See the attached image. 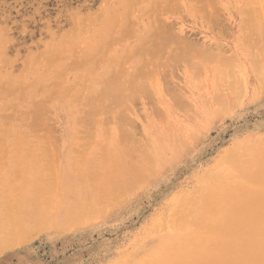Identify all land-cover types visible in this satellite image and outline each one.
Returning a JSON list of instances; mask_svg holds the SVG:
<instances>
[{
  "label": "rangeland",
  "instance_id": "1",
  "mask_svg": "<svg viewBox=\"0 0 264 264\" xmlns=\"http://www.w3.org/2000/svg\"><path fill=\"white\" fill-rule=\"evenodd\" d=\"M263 155L264 0H0V264H264Z\"/></svg>",
  "mask_w": 264,
  "mask_h": 264
},
{
  "label": "bare ground",
  "instance_id": "2",
  "mask_svg": "<svg viewBox=\"0 0 264 264\" xmlns=\"http://www.w3.org/2000/svg\"><path fill=\"white\" fill-rule=\"evenodd\" d=\"M171 1H172V0H171ZM173 2H174V1H173ZM196 2H197V1H196ZM200 3H201V2H200ZM159 6H160V5H159ZM174 6H175V5H174ZM179 6H180V5H179ZM167 8H168V7H167ZM175 9H176V8H175ZM179 9H181V8H179ZM202 9H203V8H202ZM204 9H205V8H204ZM211 9H212V8H211ZM207 10H208V8H207ZM213 10H214V9H213ZM159 11H160V10H159ZM178 11H179V10H178ZM180 11H181V10H180ZM164 12H165V11H164ZM200 13H201V12H200ZM176 14H178V13H176ZM155 15H156V13H155ZM160 15H161V14H160ZM179 15H181V13H180ZM182 15H183V14H182ZM153 16H154V15H153ZM199 17H200V16H199ZM133 25H134V24H133ZM214 25H215V24H214ZM76 26H77V25H76ZM173 26H174V25H173ZM159 28H161V27H159ZM159 28H157V29H159ZM165 31H166V30H165ZM155 32H156V31H155ZM163 33H164V31H163ZM163 33H162V35H163ZM173 33H174V32H173ZM175 33H176V32H175ZM159 34H160V32H159ZM175 35H176V34H175ZM156 37H157V36H156ZM160 37H161V36H160ZM151 39H152V38H151ZM154 39H155V38H154ZM174 39H175V38H174ZM180 39H182V38H179V40H180ZM158 40H159V38H158ZM179 40H178V41H179ZM152 42H153V41H152ZM154 42H155V41H154ZM160 42H161V39H160ZM160 42H158L157 45H159V46H157V47H163V46H164V48H165V45H166V47L168 48V47L170 46L169 44H170V42H172V40H171V41H164V40H163V42H165L164 44H163V42H162V43H160ZM166 42H169V44L166 43ZM179 42H180V41H179ZM253 42H254V41H253ZM108 43H109V42H108ZM172 43H173V42H172ZM174 43H175V42H174ZM145 44H146V43H145ZM175 44H176V43H175ZM151 45H152V44H151ZM155 45H156V44H155ZM160 45H163V46H160ZM167 45H168V46H167ZM154 47L157 48L156 46H154ZM190 47H191V46H190ZM190 47H188L189 50L191 49ZM167 48H165V49L167 50ZM179 48H180V47H179ZM192 48L195 49V47H192ZM174 49H175V48H174ZM176 49H177V46H176ZM183 49H184V48H182V50H183ZM186 49H187V48H186ZM182 50H180V51H182ZM195 50H197V49H195ZM171 51H174V50L171 49ZM180 51L178 50L179 53H181ZM185 51H186V50L184 49L183 52H185ZM178 52H177V53H178ZM171 53L174 55V53L176 54V51H175L174 53H173V52H171ZM171 53H170V54H171ZM146 54H147V53H146ZM172 54L170 55L171 57L173 56ZM181 54H182V53H181ZM181 54H177V55H180V56H181ZM158 55H159V54H158ZM177 55H175L173 58L170 57L171 59H170L169 57H167L166 59H167V61H168V58H169L170 61L172 60L173 62H177L178 60H176V61L173 60V59H175V58L177 59V57H178V58H181V57H179V56H177ZM176 56H177V57H176ZM189 57H190V56H189ZM189 57H188V58H189ZM144 60H145V59H144ZM179 60H180V59H179ZM145 61H146V60H145ZM187 61H188V60H187ZM150 62H151V61H150ZM173 62H172V63L170 62L171 65H173ZM122 63H123V62H122ZM122 63H121V64H122ZM165 63H166V62H165ZM80 64H81V63H80ZM73 65H74V63H73ZM124 65H125V64H124ZM168 65H169V62H168ZM168 65H167V66H168ZM74 66H75V65H74ZM78 66H80V65L78 64ZM78 66H77V67H78ZM171 67H172V66H171ZM166 68H167V67H166ZM147 69H148V68H147ZM149 72H150V71H149ZM159 72H160V71H159ZM123 73H124V72H123ZM125 73H126V72H125ZM258 73H259V72H258ZM121 75H122V74H121ZM123 75H125V74H123ZM123 75H122V76H123ZM129 77H132V76H129ZM110 78H113V75L110 76ZM114 78H115V77H114ZM123 78H124V77H123ZM120 79H121V78H120ZM131 79H132V78H131ZM127 80H128V78L126 79V81H127ZM120 81H121V80H120ZM130 81H131V83L133 84V81H132V80H130ZM130 81H128V83L125 82V81H124V82L127 83L128 86H129V85L132 86V84H129ZM134 81H135V80H134ZM118 82H119V81H118ZM121 82H123V81H121ZM134 83H135V82H134ZM118 84H119V83H118ZM118 84H117V85H118ZM108 85H110V82H108ZM108 85H107V86H108ZM119 85H120V84H119ZM119 85H118V86H119ZM219 85H220V84H219ZM113 86H115V85H113ZM124 87H125V85H124ZM124 87H122V88L124 89ZM125 88H126V87H125ZM116 89H117V88H116ZM120 89H121V87H120ZM126 89H127V88H126ZM89 97H90V96H89ZM224 101H225V100H224ZM229 101H230V100H229ZM87 103H88V102H87ZM103 104H104V102H103ZM219 104L222 105L221 103H219ZM91 105H92V104H91ZM93 105H94V104H93ZM227 105H228V101H227ZM88 106H89V105H88ZM98 106H99V105H98ZM90 107H91V106H90ZM102 108H103V107H102ZM104 109H105V107H104ZM98 110H99V109H98ZM98 110H96V111H98ZM96 111H95V112H96ZM99 111H101V110H99ZM96 113H98V112H96ZM130 120H131V119H130ZM100 122H101V121H100ZM103 122H104V121H103ZM86 125H87V124H86ZM102 129H103V128H102ZM34 130H35V129H34ZM38 131H40V130H38ZM38 131H37V132H38ZM126 134H127V133H126ZM122 136H124V135H122ZM120 139H121V138H120ZM129 140H130V139H129ZM132 140H133V139H132ZM262 151H263V150H262ZM102 153H103V152H102ZM230 153H231V152H230ZM236 154H237V153H236ZM259 155H260V154H259ZM227 156H228V155H227ZM229 156H230V155H229ZM233 156H234V155H233ZM259 157H260V156H259ZM259 157H258V158H259ZM263 157H264V155H263ZM224 158H225V157H224ZM226 158H227V157H226ZM232 158H233V157H232ZM243 158H244V157H243ZM250 160H251V159H250ZM257 160H258V159H257ZM259 160H260V159H259ZM223 161H224V160H223ZM235 161H236V160H235ZM235 161H234V162H235ZM247 161H249V160H247ZM254 162H255V161H254ZM256 162H257V161H256ZM244 163H245V162H244ZM231 164H232V163H231ZM245 164H246V163H245ZM249 164H250V163H249ZM253 164H254V163H253ZM258 164H259V163H257V165H258ZM261 164H262V162H261ZM228 165H229V164H228ZM233 165H234V164H233ZM246 166H247V165H246ZM252 166H253V165H252ZM261 166H262V165H261ZM234 168H235V167H234ZM254 168H256V167H254ZM262 168H263V167H262ZM252 169H253V168H252ZM260 169H261V168H260ZM235 171H236V169H235ZM246 171H247V170H246ZM251 171H252V170H251ZM258 171H259V168H258ZM262 171H263V170H262ZM252 172H253V171H252ZM258 173H259V172H258ZM258 173H257V174H258ZM261 173H262V172H260L259 174H261ZM263 174H264V172H263ZM263 174H262V175H263ZM224 175H225V174H224ZM256 176H257V175H256ZM263 176H264V175H263ZM263 176H262L261 178H263ZM213 177H214V176H213ZM253 179H254V178H253ZM240 181H241V180H240ZM209 182H210V181H209ZM254 182H255V181H254ZM216 183H217V182H216ZM252 183H253V182H252ZM247 184H248V183H247ZM262 185H263V184H262ZM242 186H243V184H242ZM247 187H248V186H247ZM221 188H222V187H221ZM233 189H234V188H233ZM211 190H212V189H211ZM216 190H217V189H216ZM234 190H235V189H234ZM256 190L259 191L258 189H256ZM253 191H254V190H253ZM261 191H262V190H261ZM209 192H210V190H209ZM228 192H229V191H228ZM259 192H260V191H259ZM219 193H220V192H219ZM222 193H223V192H222ZM230 193H231V192H230ZM233 193H234V192H233ZM227 195H228V194H227ZM224 196H225V195H224ZM211 198H212V197H211ZM226 198H227V197H226ZM216 202H217V201H216ZM262 202H263V200H262ZM232 203H233V202H232ZM222 207H223V206H222ZM224 207H225V206H224ZM181 209H183V208H181ZM178 210H179V209H178ZM252 210H253V209H252ZM181 211H182V210H181ZM198 211H199V209H198ZM179 212H180V211H179ZM262 212H263V211H262ZM186 214H187V213H186ZM209 215H210V214H209ZM211 216H212V215H211ZM180 217H182V216L180 215ZM183 217H185V216H183ZM248 217H249V216H248ZM205 219H206V218H205ZM207 219L210 221L209 218H207ZM207 219H206V220H207ZM216 219H217V217H216ZM260 219H261V218H260ZM180 220H183V219H180ZM206 220H205V221H206ZM203 221H204V220H203ZM209 221H208V222H209ZM257 222H258V221H257ZM259 222H260V221H259ZM181 223H182V222H181ZM190 223H192V222H190ZM201 223H202V222H201ZM205 223H206V222H205ZM211 223H212V221H211ZM185 225H186V224H185ZM258 225H259V224H258ZM261 225H263V223H262ZM174 226H175V225H174ZM191 226H192V225H191ZM249 226H250V225H249ZM158 227H159V226H158ZM188 227H189V226H188ZM228 227H229V226H228ZM256 227H257V226H256ZM199 228H200V227H199ZM248 228H249V227H248ZM192 229H193V227H192ZM200 229H201V228H200ZM208 229H209V228H208ZM210 229H211V228H210ZM250 229H251V228H250ZM252 229H253V227H252ZM165 230H166V229H165ZM203 230H205V229H203ZM216 231H217V230H216ZM249 231H250V230H249ZM212 232H213V231H211V233H212ZM256 232H257V231H256ZM260 232H261V230H260ZM260 232H259V233H260ZM262 233H263V232H262ZM187 234H189V233H187ZM191 234H192V232H191ZM196 234H197V233H196ZM196 234H195V235H196ZM212 234H213V233H212ZM220 234H221V233H220ZM227 234H228V232H227ZM246 234L248 235V233H246ZM251 234H252V233H251ZM256 234H257V233H256ZM233 235H234V234H233ZM233 235H232V236H233ZM259 235H260V234H259ZM190 236H191V235H190ZM198 236H199V235H198ZM205 236H206V235H205ZM223 236H226V235L224 234ZM253 236H254V235H253ZM186 237H187V236H185V238H186ZM191 237H192V236H191ZM193 237H194V236H193ZM195 237H197V236H195ZM226 237H227V236H226ZM247 237H249V236H247ZM258 237H259V236H258ZM204 238H205V237H204ZM243 238H244V237H243ZM253 238H254V237H253ZM192 239H195V238H192ZM200 239H201V238H200ZM200 239H198V240H200ZM15 240H16V239H15ZM195 240H196V239H195ZM195 240H193V241H195ZM233 240H234V239H233ZM246 240H247V239H246ZM255 240H257V238H256ZM213 241H215V240H213ZM216 241H217V240H216ZM229 241H230V240H229ZM229 241H228V242H229ZM242 241H243V240H242ZM184 242H185V241H184ZM186 242H187V241H186ZM189 242H191V243H189V244H192V241H191V240H190ZM200 242H201V241H200ZM205 242H206V240H205ZM208 242H209V241H208ZM232 242H233V241H232ZM251 242H252V241H251ZM259 242H260V241H259ZM201 243H202V242H201ZM203 243H204V242H203ZM187 244H188V242H187ZM237 244H238V243H237ZM239 244H241V243H239ZM242 244H243V243H242ZM242 244H241V247H242ZM247 244H248V243H247ZM253 244H254V241H253ZM194 245L197 246L196 244H194ZM198 245H199V244H198ZM207 245H208V244H207ZM232 245H233V244H232ZM234 245H235V244H234ZM234 245H233V246H234ZM263 245H264V244H263ZM183 246H184V244H183ZM186 246H187V245H186ZM189 246H190V245H189ZM199 246H200V245H199ZM199 246H197V247H199ZM223 246H224V245H223ZM229 246H231V245H229ZM229 246H228V247H229ZM233 246H232V248H233ZM261 246H262V245H261ZM7 247H8V246H7ZM187 247H188V246H187ZM187 247L185 248V252H187V251H186ZM193 247H194V246H193ZM241 247H240V248H241ZM243 247H245V246H243ZM256 247H257V246H256ZM190 248H192V247H190ZM190 248H189V249H190ZM195 248H196V247H195ZM254 248H255V247H254ZM263 248H264V247H263ZM4 249H6V248H4ZM180 249H181V248H180ZM189 249H188V250H189ZM224 249H225V248H224ZM226 249H228V248L226 247ZM233 249H234V248H233ZM248 249H249V247H248ZM248 249H247V250H248ZM250 249H251V248H250ZM261 249H262V248H261ZM170 250H171V249H170ZM191 250L193 251V249H191ZM238 250H239V249H237V251H238ZM251 250H252V249H251ZM263 250H264V249H262V252H264ZM183 251H184V250H183ZM183 251H182V252H183ZM228 251H230V250H228ZM235 251H236V250L234 249V252H235ZM171 252H174V250L171 251ZM190 252H191V251H190ZM190 252H189V254H190ZM194 252H195V251H194ZM201 252H202V250H201ZM204 252H205V251H204ZM240 252H241V251H240ZM175 253H176V252H175ZM178 253H179V252H178ZM180 253H181V252H180ZM192 253H193V252H192ZM196 253H197V252H196ZM199 253H200V252H199ZM238 253H239V252H238ZM253 253H254V252H253ZM162 254H164V253H162ZM173 254H174V253H173ZM182 254H183V253H182ZM186 254H187V253H186ZM197 254H198V253H197ZM206 254H207V253H206ZM247 254H249V253H247ZM256 254H257V252H256ZM177 255H178V254H177ZM177 255H176V256H177ZM190 255H192V254H190ZM195 255H196V254H195ZM260 255H261V254H260ZM166 256H167V255H166ZM171 256H172V255H171ZM198 256H199V255H198ZM198 256H196V257H198ZM205 256H206V255H205ZM262 256H264V255H262ZM173 257H175V255L172 256V259H173ZM179 257H180V256H179ZM181 257H184V256H181ZM185 257H186V256H185ZM240 257H241V255H240ZM257 257H259V255H257ZM162 258H163V255H162ZM177 258H178V257H177ZM165 259H166V258H165ZM168 259H169V257H168ZM178 259H179V258H178ZM178 259H175V260L177 261ZM181 259H184V258H181ZM193 259H196V258H193ZM175 260H174V261H175ZM203 260H205V258H204ZM218 260H219V259H218ZM162 261L164 262V259H163V260H162V259L160 260V262H162ZM169 261H170V260H168V263H169ZM172 261H173V260H172ZM186 261H187V260H186ZM183 262H184V260H183ZM183 262H182V263H183ZM192 262H193V261H192ZM195 262H196V261H195ZM173 263H174V262H173ZM175 263H176V262H175ZM190 263H191V262H190ZM197 263H198V262H197ZM197 263H196V264H197ZM215 263H217V262H215ZM215 263H214V264H215ZM219 263H220V262H219ZM162 264H164V263H162ZM221 264H223V263L221 262Z\"/></svg>",
  "mask_w": 264,
  "mask_h": 264
}]
</instances>
